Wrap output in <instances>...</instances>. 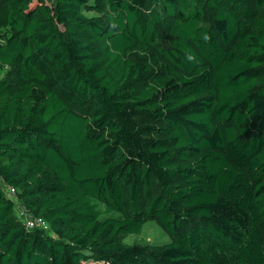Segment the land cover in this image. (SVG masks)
<instances>
[{
  "label": "trees",
  "instance_id": "obj_1",
  "mask_svg": "<svg viewBox=\"0 0 264 264\" xmlns=\"http://www.w3.org/2000/svg\"><path fill=\"white\" fill-rule=\"evenodd\" d=\"M1 68L0 264H264V0H0Z\"/></svg>",
  "mask_w": 264,
  "mask_h": 264
},
{
  "label": "rangeland",
  "instance_id": "obj_2",
  "mask_svg": "<svg viewBox=\"0 0 264 264\" xmlns=\"http://www.w3.org/2000/svg\"><path fill=\"white\" fill-rule=\"evenodd\" d=\"M4 73V68L0 69V74ZM127 244H145V243H162L169 242L171 238L169 234L162 229L156 221L148 220L143 224L141 231L128 234L124 237ZM88 264H104L98 261H89Z\"/></svg>",
  "mask_w": 264,
  "mask_h": 264
},
{
  "label": "built area",
  "instance_id": "obj_3",
  "mask_svg": "<svg viewBox=\"0 0 264 264\" xmlns=\"http://www.w3.org/2000/svg\"><path fill=\"white\" fill-rule=\"evenodd\" d=\"M6 194L15 202V210L29 230L50 229V223L41 216L31 214L26 205L18 198L17 189L11 185H5Z\"/></svg>",
  "mask_w": 264,
  "mask_h": 264
}]
</instances>
